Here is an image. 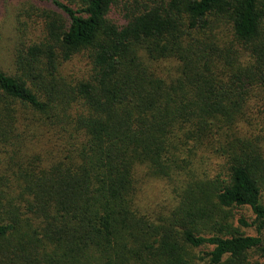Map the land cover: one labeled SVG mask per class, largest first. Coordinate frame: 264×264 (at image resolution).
<instances>
[{
	"label": "trees",
	"instance_id": "obj_1",
	"mask_svg": "<svg viewBox=\"0 0 264 264\" xmlns=\"http://www.w3.org/2000/svg\"><path fill=\"white\" fill-rule=\"evenodd\" d=\"M36 1L0 68V264H264V0Z\"/></svg>",
	"mask_w": 264,
	"mask_h": 264
},
{
	"label": "rangeland",
	"instance_id": "obj_2",
	"mask_svg": "<svg viewBox=\"0 0 264 264\" xmlns=\"http://www.w3.org/2000/svg\"><path fill=\"white\" fill-rule=\"evenodd\" d=\"M54 10L47 3H40L36 0H1L0 4V68L3 72L9 73L12 68V55L15 42L18 40L19 34L16 28L27 25V33L30 34L31 29L35 26L37 12L35 10ZM32 24V25H31ZM17 39V40H16ZM75 62V61H74ZM74 62L66 65L65 73L73 75L75 73L73 68ZM78 65V63L76 64ZM161 183L155 182L146 187L142 203L143 207L152 208L155 206L156 199L151 198L155 196L151 189L158 187ZM164 187L168 184L164 182ZM163 190V189H162ZM155 192V189L153 188ZM161 190H158V193ZM167 193L163 194V202H167ZM166 199V200H164Z\"/></svg>",
	"mask_w": 264,
	"mask_h": 264
}]
</instances>
